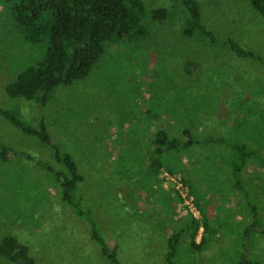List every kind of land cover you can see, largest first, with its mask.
Here are the masks:
<instances>
[{
	"label": "rangeland",
	"instance_id": "obj_1",
	"mask_svg": "<svg viewBox=\"0 0 264 264\" xmlns=\"http://www.w3.org/2000/svg\"><path fill=\"white\" fill-rule=\"evenodd\" d=\"M143 2L149 35L109 46L88 78L58 87L40 108L5 94L6 85L41 60L46 45L22 41L0 1V107L32 125L43 116L53 142L84 178L75 195L107 245L117 246L120 264H165L168 237L185 229V218L169 215L171 204L175 218L177 209L169 192L171 203L155 198L156 191L154 200L150 197L155 180L147 168L156 131L183 140L181 130L188 129L200 143L166 157L194 190L209 232L200 253L189 246V232L182 233L174 264H264V152L241 172L245 199L234 188L236 153L205 140L220 137L261 150L264 65L221 45L184 38L180 0ZM197 2L203 25L216 38L233 39L264 57V21L247 0ZM159 8L170 13L161 24L148 17ZM0 148L12 151L5 161L0 157V239L15 237L35 264H111L91 240L86 221L61 201L45 165L65 169L49 149L1 117ZM248 202L256 206L255 228L248 227L255 224ZM0 264L12 263L0 257Z\"/></svg>",
	"mask_w": 264,
	"mask_h": 264
},
{
	"label": "trees",
	"instance_id": "obj_2",
	"mask_svg": "<svg viewBox=\"0 0 264 264\" xmlns=\"http://www.w3.org/2000/svg\"><path fill=\"white\" fill-rule=\"evenodd\" d=\"M0 1L8 11L11 28L18 33L22 41L29 44L45 43L46 45L41 60L26 68L14 81L6 85L5 94L9 99L32 101L40 108L47 104L58 87H71L75 82L88 78L94 65L105 54L109 46L122 41L138 42L149 35L148 27L143 23L147 12L143 0ZM180 1L185 10L181 29V35L184 38L221 45L228 48L238 58L264 65L263 56L245 50L233 39L219 40L213 32L206 29L202 23L200 4L197 0ZM247 1L264 21V0ZM148 17L152 22L161 24L169 19L170 13L165 8H159L151 10ZM0 117L25 136L36 138L49 149L52 160L65 169V171H57L49 163L45 165L46 172L50 173L55 185L59 187L61 201L72 207L78 218L86 221L91 231V240L98 245L101 255L111 264H120L117 258V246L110 248L107 245L92 218L91 211L84 209L82 198L75 195L78 184L83 182L84 178L79 173L73 158L53 142L43 116L39 114L37 124L32 125L23 121L16 112L0 107ZM181 134L183 140L170 137L165 130L156 131L151 143L154 152L149 159L148 174L160 168H164L169 173H175L176 169L170 165V159H167L166 155L183 153L200 143V140L194 138L188 129L181 130ZM205 140L215 144L224 143L236 153L238 161L233 164L232 168L234 188L241 191L247 199L248 193L241 185V172L249 161L262 156L264 140L261 141V150L256 152L249 150L243 143H233L220 137L211 136ZM205 140L202 139L201 142ZM11 152L8 148H0V157L5 161ZM38 163L42 164L41 161ZM184 182L189 186L186 180ZM189 188L194 195V190L190 186ZM195 199L199 207L196 196ZM248 205L255 223L248 227L255 228L258 223L256 206L250 202ZM169 215L174 216V208L171 209ZM186 221L185 229L173 233L167 239L165 264H174L173 260L182 233L189 232V246L193 251L200 253L207 244L206 234L209 232L207 220L203 222L204 233L198 243L195 241L198 231L197 222L193 219ZM0 257L12 264L18 262L35 264L29 255L27 246L21 244L13 236H4L0 239Z\"/></svg>",
	"mask_w": 264,
	"mask_h": 264
},
{
	"label": "built area",
	"instance_id": "obj_3",
	"mask_svg": "<svg viewBox=\"0 0 264 264\" xmlns=\"http://www.w3.org/2000/svg\"><path fill=\"white\" fill-rule=\"evenodd\" d=\"M155 175L165 191H168L177 201L176 218L193 219L198 224L195 241L199 242L203 235V218L196 199L191 193L189 186L184 182L181 174L169 173L164 168L155 171Z\"/></svg>",
	"mask_w": 264,
	"mask_h": 264
},
{
	"label": "crops",
	"instance_id": "obj_4",
	"mask_svg": "<svg viewBox=\"0 0 264 264\" xmlns=\"http://www.w3.org/2000/svg\"><path fill=\"white\" fill-rule=\"evenodd\" d=\"M148 175H150V176H152L153 178H154V180H155V184H154V187L153 186H151V187H149L150 188V192L151 193H149V194H152L150 197H152V199L154 200V198H153V196H154V192L156 191V195L154 196L155 198H160L159 196L161 195V196H163L164 197V200L165 201H168L169 200V202H170V199L168 198V196H167V192L168 191H165L164 189H163V187L161 186V184H160V182L158 181V180H156L155 179V177H154V174H153V171L150 173V174H148ZM158 196V197H157ZM171 197V196H170ZM145 198H147L146 196H145ZM173 199V198H172ZM175 199V198H174ZM125 201L126 202H129L128 201V199H127V197H125ZM152 204H153V201L151 202ZM171 203V202H170ZM199 203V202H198ZM199 207H200V205H199ZM173 208V205L171 204V209ZM204 215V214H203ZM172 219H174V220H176L177 218H175V216H173L172 217ZM184 220V225L187 223V221L186 220H188L187 218H185V219H183ZM160 230V229H159ZM161 231V230H160ZM164 234V233H163ZM164 235H166V232H165V234ZM166 238H167V235H166Z\"/></svg>",
	"mask_w": 264,
	"mask_h": 264
},
{
	"label": "flooded vegetation",
	"instance_id": "obj_5",
	"mask_svg": "<svg viewBox=\"0 0 264 264\" xmlns=\"http://www.w3.org/2000/svg\"><path fill=\"white\" fill-rule=\"evenodd\" d=\"M16 264V263H15ZM17 264H20L19 262Z\"/></svg>",
	"mask_w": 264,
	"mask_h": 264
}]
</instances>
